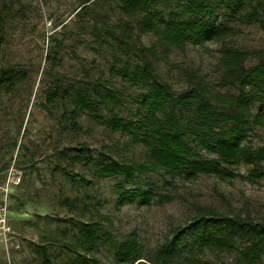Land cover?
<instances>
[{
	"label": "rangeland",
	"instance_id": "374dc122",
	"mask_svg": "<svg viewBox=\"0 0 264 264\" xmlns=\"http://www.w3.org/2000/svg\"><path fill=\"white\" fill-rule=\"evenodd\" d=\"M163 1L129 19L120 0H0V75L13 71L24 77L10 91L0 88V168H13L21 175L20 184L11 190L12 232L7 242L0 243V264H71L78 255L115 264L108 245L86 247L80 239V229L96 221L117 242L134 235L148 263H159V250L176 228L197 217L198 209L264 225V178L249 179L253 167L244 161L232 168L239 177L231 180L203 175L191 182L158 171L138 175L128 185L121 176H98L102 164L141 165L149 158L129 136L106 124L112 117L135 121L136 101L153 87V82L131 85L116 72L126 63L142 64L135 46L155 48L157 57L148 59L175 97L192 90L194 83L213 93L237 96L238 84L225 85L224 49L248 53L245 68L264 63V0H256L258 17L250 24L249 6L235 17L224 6L234 0L218 3L217 24L236 34L219 43L188 44L182 50L162 47L154 35L141 30L145 13L169 20L178 3ZM98 84L118 93L120 104L99 108L103 122L86 113L73 118L78 94L96 99ZM54 93L58 98L51 102ZM252 110L258 112L259 104ZM249 136L244 146L264 147L263 128L252 126ZM196 153L215 158L202 150ZM257 169L264 173V162ZM73 174L92 186L82 185ZM121 188L151 190L157 198L149 207L120 206ZM186 240L190 251L165 264H191L192 259L246 264L236 251L201 248L190 235ZM232 243L243 251L251 240L242 234ZM257 264H264V255Z\"/></svg>",
	"mask_w": 264,
	"mask_h": 264
},
{
	"label": "trees",
	"instance_id": "16d2710c",
	"mask_svg": "<svg viewBox=\"0 0 264 264\" xmlns=\"http://www.w3.org/2000/svg\"><path fill=\"white\" fill-rule=\"evenodd\" d=\"M178 5L164 20L152 13H145L140 22L144 33L152 34L162 47L182 50L186 45L219 43L236 34L233 28L220 26L216 22L218 3L223 0H176ZM163 0H120L121 11L129 19L146 12L150 7L163 4ZM256 0H234L225 4L226 11L235 16L247 5L251 13L246 19L250 24L257 20ZM3 40L0 37V61ZM136 54L142 64L130 66L129 63L117 69V74L131 85H146L153 82L152 89L136 101L137 119L127 120L112 117L106 124L114 132H121L131 138V143L141 146L149 155L146 164L128 165L115 161L102 164L98 170L101 178L121 176L131 185L138 175L164 171L168 175L182 176L187 181H196L200 176H216L231 180L239 177L232 169L240 161L253 167L249 179L264 178L257 169L264 162V147L253 150L244 146L243 141L250 138L254 127L264 129V63L245 68L248 53L237 49H224L222 64L226 71L225 85L239 86L237 96L213 93L201 83H194L192 90L175 97L170 86L163 83L149 61L157 57L154 47L135 46ZM116 70V69H115ZM24 77L13 71L0 75V88L12 90ZM246 88H249L247 91ZM96 99L84 93L78 94L74 101L76 118L86 113L92 120L103 122L99 108L108 103L120 104V96L104 85L94 88ZM57 93L50 98L54 102ZM259 111L254 113V104ZM202 150L215 156L204 159L196 151ZM72 177L86 187L92 183L80 175ZM157 196L153 191L123 189L118 191L120 206L139 205L149 207ZM247 235L251 243L239 251L232 243L240 235ZM191 236L194 244L201 248L218 251H236L246 264H257L264 255V225L256 224L247 218H229L217 213L197 210V217L188 225L178 227L158 252L159 263H148L143 258L141 247L134 235L125 242H117L103 231L100 222H92L80 229V239L84 246L108 245L114 252L115 264H165L175 257L187 254L191 244L186 240ZM191 264H212L192 259ZM71 264H102L95 257L78 255Z\"/></svg>",
	"mask_w": 264,
	"mask_h": 264
},
{
	"label": "built area",
	"instance_id": "2783aa9c",
	"mask_svg": "<svg viewBox=\"0 0 264 264\" xmlns=\"http://www.w3.org/2000/svg\"><path fill=\"white\" fill-rule=\"evenodd\" d=\"M21 182V175L13 170L0 168V243L7 242L12 228L9 213L11 190Z\"/></svg>",
	"mask_w": 264,
	"mask_h": 264
}]
</instances>
